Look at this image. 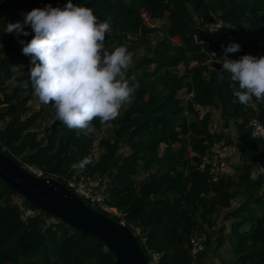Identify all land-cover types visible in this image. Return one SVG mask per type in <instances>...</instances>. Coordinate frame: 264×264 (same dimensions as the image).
<instances>
[{"label":"trees","instance_id":"trees-1","mask_svg":"<svg viewBox=\"0 0 264 264\" xmlns=\"http://www.w3.org/2000/svg\"><path fill=\"white\" fill-rule=\"evenodd\" d=\"M66 3L0 0V151L58 175L60 181L96 175L103 182L105 202L121 214L112 218L132 232L140 229L135 236L148 261V252L157 251V264H218L204 262L207 249L213 245L217 250L228 241L236 257L227 264H264V138L253 135L250 124L256 119L264 126V103L253 98L245 105L233 96L238 83L230 73H221L216 62L229 43L211 39L204 28L217 19L228 25L232 42L240 45L238 52L228 53L230 59L264 55V0H72L109 21L112 30L105 46L110 51L114 44L133 56L145 49L126 72L129 86L139 87L110 122L113 140L98 141L104 151L97 159L92 146L94 131L102 128L98 119L90 134L57 120L39 136L37 126L45 113L55 111L51 104L30 108L35 95L31 58L22 53L19 40L27 42L33 34L30 26L28 36L3 31L7 23L23 22L33 8ZM144 14L163 23L150 26ZM13 77L17 84L11 86ZM180 91L188 94L186 101ZM214 105L223 128L232 123L235 138L224 129L211 131L210 112L201 115L195 107ZM220 143L234 146L241 162L236 178L222 174L212 181L209 166H200ZM122 146L126 153L120 152ZM85 157L92 163L73 168ZM16 194L0 179V264H116L115 255L93 235L31 207L20 194L18 204ZM26 207L35 213L24 217ZM222 209L229 230L217 224ZM191 235L204 237V250L194 257Z\"/></svg>","mask_w":264,"mask_h":264},{"label":"clouds","instance_id":"clouds-1","mask_svg":"<svg viewBox=\"0 0 264 264\" xmlns=\"http://www.w3.org/2000/svg\"><path fill=\"white\" fill-rule=\"evenodd\" d=\"M27 26L32 38L19 43L22 53L31 58L29 79L40 103L51 104L56 119L70 130L90 134L96 119L105 129L110 127L139 85L129 86L126 79L133 53L125 46L114 44L111 51L105 46L112 30L109 21L99 20L89 7L67 0L63 7L46 4L33 8L24 14L23 22L7 23L3 31L28 36ZM239 50L234 42L224 47L216 60L222 66L220 71L230 73L231 81L238 83L233 96L239 103L246 105L253 98L264 103V55L229 58L228 53ZM91 163V157H85L73 168L83 169Z\"/></svg>","mask_w":264,"mask_h":264},{"label":"water","instance_id":"water-1","mask_svg":"<svg viewBox=\"0 0 264 264\" xmlns=\"http://www.w3.org/2000/svg\"><path fill=\"white\" fill-rule=\"evenodd\" d=\"M0 179L33 208L91 234L115 255L116 264H149L132 230L96 210L62 182L37 177L18 160L0 151Z\"/></svg>","mask_w":264,"mask_h":264},{"label":"rangeland","instance_id":"rangeland-1","mask_svg":"<svg viewBox=\"0 0 264 264\" xmlns=\"http://www.w3.org/2000/svg\"><path fill=\"white\" fill-rule=\"evenodd\" d=\"M144 19L146 24L150 25V26H159L163 23L162 20H152L150 19L147 15L144 14ZM203 23V22H202ZM207 24H204V28L206 27ZM161 33H159V35H155L152 37V42H154L156 39L160 38ZM172 41L174 43H179V39L178 38H173ZM145 49L144 48H140L136 54L133 56V62L142 54L144 53ZM19 63H15L13 68L15 70H17V66ZM182 70V67L179 68V71ZM9 85L13 86L15 84H17L15 77H13V79H11L8 82ZM179 96L183 99V101H186L189 96L188 94L185 93V91H180L179 92ZM128 103H125L122 107H126ZM44 107L45 105L40 103L38 97L36 95L33 96L31 102H30V108L32 111L34 110H38L41 107ZM196 109L199 111V113L202 115L205 112H210L211 114V120H210V129L211 131H220L222 129L225 130V132L227 134H230L233 138H235L234 136V131H233V126L232 123L230 122L227 128H223V120L220 116V109L218 105H214V106H208V107H198L195 106ZM57 122L56 116L54 114H47L45 113L44 118L40 121L39 125L37 126V130L39 132V136L43 135L44 132L54 123ZM113 125H111L110 127H108L107 129H105L104 127H102L99 130H95L94 131V143H93V152L95 155V159H97L99 157V155L104 151V149L102 147H100L98 145V141L101 138H105V139H109V140H113ZM163 145L160 147V150H162ZM215 150H218L219 152H221L223 154V157L225 159L226 162V168L224 170V173H222L223 175H231L233 177H237L238 175V171H237V166L240 164L241 160L239 157V153L237 151V149L234 146H224L222 143L217 144L216 146H214ZM122 154L127 152V148L126 146H122V149L120 151ZM257 174V170H253L252 175L255 176ZM103 180V179H102ZM90 181H91V188L97 191H100L103 189V182L100 180V178H98L96 175L91 176L90 177ZM104 181V180H103ZM13 199L15 202H17L18 204L22 203V198L21 196H19L18 194H16L15 196H13ZM233 206H235L236 202L233 201ZM226 211V209H222L219 213L218 216H216L217 219V224H225L227 230H229V224L230 221H224L222 219V216L224 214V212ZM112 216V214H111ZM202 238L204 239V237L202 236ZM236 255L233 253L231 246L229 244L228 241H226L224 243V245H222L219 249L215 250L214 246L212 245L210 248L207 249V253L205 255L204 258V262L207 261H214L218 264H227L232 262L235 259Z\"/></svg>","mask_w":264,"mask_h":264},{"label":"built area","instance_id":"built-area-1","mask_svg":"<svg viewBox=\"0 0 264 264\" xmlns=\"http://www.w3.org/2000/svg\"><path fill=\"white\" fill-rule=\"evenodd\" d=\"M217 26H223V27H221L217 31H212ZM206 34L213 40L214 39L219 40L220 43H230L233 41L234 38L232 33L230 32L228 25L219 19L215 20L212 23L207 24ZM250 124L252 126L253 135L261 136L262 138H264V126L256 119H252ZM205 164L209 166V171L211 173L212 181H216L222 175V173H224V170L226 168V162L223 157V154L215 149H213V152L207 158H205V161L200 167L203 168ZM22 165L37 177H48L55 179L56 181L62 182L63 184H65V186L68 189H70L77 196L82 198L86 204H89L91 207L95 208L96 210L101 211L102 213L108 216H111V214L116 216L121 215L119 211L109 206L105 202V197L100 191L91 188L90 177L81 175L78 178H63L64 181H60L58 180V175H55L53 173L46 174L39 168L27 164H22ZM260 194H262L264 197V184L260 189ZM22 212H23V216L27 217L33 215L35 213V210L33 208L26 207L22 209ZM120 222L123 223L122 221ZM133 233L134 235L136 234L139 235L140 229L138 227H135ZM189 242L191 246L190 253L193 257L204 250L202 237L197 235H191ZM148 255H149V261L147 260L148 263L157 264L160 257V253L157 251H149Z\"/></svg>","mask_w":264,"mask_h":264}]
</instances>
